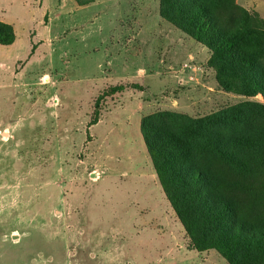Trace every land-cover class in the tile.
Returning <instances> with one entry per match:
<instances>
[{"label":"rangeland","instance_id":"374dc122","mask_svg":"<svg viewBox=\"0 0 264 264\" xmlns=\"http://www.w3.org/2000/svg\"><path fill=\"white\" fill-rule=\"evenodd\" d=\"M236 2L264 18V0ZM158 4L0 0L15 31L0 45V264H227L191 248L139 124L243 97L219 88L207 48Z\"/></svg>","mask_w":264,"mask_h":264},{"label":"trees","instance_id":"16d2710c","mask_svg":"<svg viewBox=\"0 0 264 264\" xmlns=\"http://www.w3.org/2000/svg\"><path fill=\"white\" fill-rule=\"evenodd\" d=\"M158 14L206 47L219 88L243 99L201 116L144 115L139 129L156 181L191 248L213 249L227 264H264V18L236 0H159ZM14 40L12 24L0 21V45Z\"/></svg>","mask_w":264,"mask_h":264},{"label":"crops","instance_id":"0c3cea01","mask_svg":"<svg viewBox=\"0 0 264 264\" xmlns=\"http://www.w3.org/2000/svg\"><path fill=\"white\" fill-rule=\"evenodd\" d=\"M73 4H76L73 0H71ZM77 5V4H76ZM186 36V35H185Z\"/></svg>","mask_w":264,"mask_h":264},{"label":"built area","instance_id":"2783aa9c","mask_svg":"<svg viewBox=\"0 0 264 264\" xmlns=\"http://www.w3.org/2000/svg\"><path fill=\"white\" fill-rule=\"evenodd\" d=\"M184 66H189V65H187V64H184Z\"/></svg>","mask_w":264,"mask_h":264}]
</instances>
